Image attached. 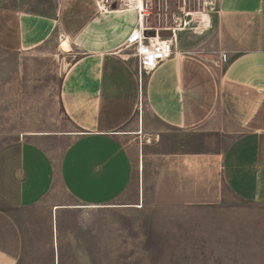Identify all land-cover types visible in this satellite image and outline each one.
Returning <instances> with one entry per match:
<instances>
[{
  "label": "crops",
  "instance_id": "1",
  "mask_svg": "<svg viewBox=\"0 0 264 264\" xmlns=\"http://www.w3.org/2000/svg\"><path fill=\"white\" fill-rule=\"evenodd\" d=\"M9 1H0V48L28 52L53 38L76 58L54 99L56 125L0 145V264H83L74 252L83 214L182 194L207 206L223 197L217 186L264 203V0H216L206 15L213 49L182 47L178 31L171 55L141 76L129 42L135 12L54 0L48 14ZM190 130L230 139L206 152L160 148L162 134Z\"/></svg>",
  "mask_w": 264,
  "mask_h": 264
},
{
  "label": "rangeland",
  "instance_id": "2",
  "mask_svg": "<svg viewBox=\"0 0 264 264\" xmlns=\"http://www.w3.org/2000/svg\"><path fill=\"white\" fill-rule=\"evenodd\" d=\"M28 2L48 14L55 5L54 0ZM179 5L181 1L168 0L169 17ZM192 19L176 31L186 36L181 46L210 51L215 39L212 20L206 16ZM175 24L182 27L183 18ZM153 25L154 16L149 20V26ZM60 27L55 28L57 38ZM60 44L52 38L28 52L0 48V145L22 132L52 127L59 120L54 99L63 73L76 58L73 53L62 55ZM132 48L136 58L132 60L137 63ZM219 57L222 63L227 61L226 53ZM227 125L231 127L225 122L221 126ZM228 139L219 132H169L162 134L160 148L206 152L224 148ZM216 189L223 197L207 206L192 203L190 196L182 194L170 204L146 201L139 211H97L90 218L83 214L81 248L74 252L80 253L83 264H264V203L239 201L223 187Z\"/></svg>",
  "mask_w": 264,
  "mask_h": 264
},
{
  "label": "built area",
  "instance_id": "3",
  "mask_svg": "<svg viewBox=\"0 0 264 264\" xmlns=\"http://www.w3.org/2000/svg\"><path fill=\"white\" fill-rule=\"evenodd\" d=\"M141 1L142 6H131V4ZM175 12L168 15V0H95L96 10L100 13L110 11H133L136 13V28L129 38L131 45H134L135 56L137 57L138 74L148 73L156 67L157 63L169 57L172 53L173 42L176 40L174 31L184 28L189 24L192 18L212 13L216 9V0L214 6L204 12V0H178L180 3ZM154 16L156 25L149 26L150 17ZM183 18V26L176 25L177 19ZM171 20V25L168 24ZM155 32L151 39L143 38V34L150 36L147 31ZM160 30H170V37L163 38L158 36ZM155 39H152V38Z\"/></svg>",
  "mask_w": 264,
  "mask_h": 264
},
{
  "label": "bare ground",
  "instance_id": "4",
  "mask_svg": "<svg viewBox=\"0 0 264 264\" xmlns=\"http://www.w3.org/2000/svg\"><path fill=\"white\" fill-rule=\"evenodd\" d=\"M204 1H205V0H204ZM135 5H138L139 7H141V6H142L141 1H138V3L131 4V6H135ZM213 6H214V4H213ZM205 11H209V10H205V8H204V12H205ZM175 34H176V31H174V35H175ZM150 37H151V35L148 36V37H146V36L143 34V38H145V39H151ZM152 39H155V38L153 37ZM61 46L64 47V48H68V47H69L67 41H63V42L61 43Z\"/></svg>",
  "mask_w": 264,
  "mask_h": 264
},
{
  "label": "water",
  "instance_id": "5",
  "mask_svg": "<svg viewBox=\"0 0 264 264\" xmlns=\"http://www.w3.org/2000/svg\"><path fill=\"white\" fill-rule=\"evenodd\" d=\"M147 33L149 35H151V36H154L155 35V32L153 30L147 31ZM157 35L158 36H161V37H166V36L171 35V31L170 30H160V31H158Z\"/></svg>",
  "mask_w": 264,
  "mask_h": 264
}]
</instances>
